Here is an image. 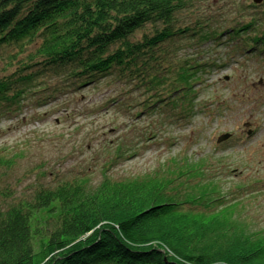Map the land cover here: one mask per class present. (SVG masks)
I'll return each instance as SVG.
<instances>
[{
  "label": "rangeland",
  "instance_id": "374dc122",
  "mask_svg": "<svg viewBox=\"0 0 264 264\" xmlns=\"http://www.w3.org/2000/svg\"><path fill=\"white\" fill-rule=\"evenodd\" d=\"M183 17L190 31L163 42L142 79L115 72L81 86L41 76L21 85L22 100L0 105V157L15 160L0 183L25 197L82 179L169 180L198 161L191 179L175 178L188 194L213 184L196 209L230 206L227 228L264 236V2L197 0ZM181 62L204 68L166 105L181 96L168 85ZM6 65L0 55V77L12 72ZM151 76L162 84L154 89Z\"/></svg>",
  "mask_w": 264,
  "mask_h": 264
},
{
  "label": "trees",
  "instance_id": "16d2710c",
  "mask_svg": "<svg viewBox=\"0 0 264 264\" xmlns=\"http://www.w3.org/2000/svg\"><path fill=\"white\" fill-rule=\"evenodd\" d=\"M196 1L0 0V55L13 68L0 77V105L22 100L21 85L37 76L78 86L115 72L142 79L154 51L190 31L179 26ZM203 68L181 62L168 84L181 96L166 105L186 97ZM162 81L148 83L155 89ZM188 103L181 113L191 111ZM14 164L0 157V177ZM196 164L175 178L191 179ZM175 178L66 181L25 197L0 183V264H264V236L227 228L222 210L230 206L196 209L216 193L213 184L188 194Z\"/></svg>",
  "mask_w": 264,
  "mask_h": 264
},
{
  "label": "water",
  "instance_id": "95a60500",
  "mask_svg": "<svg viewBox=\"0 0 264 264\" xmlns=\"http://www.w3.org/2000/svg\"><path fill=\"white\" fill-rule=\"evenodd\" d=\"M253 2L256 3V4H261V3L264 2V0H253ZM249 133H250V132H249ZM229 137H230L229 134H225V135H223V136L220 138V141L228 140Z\"/></svg>",
  "mask_w": 264,
  "mask_h": 264
},
{
  "label": "flooded vegetation",
  "instance_id": "af4514ba",
  "mask_svg": "<svg viewBox=\"0 0 264 264\" xmlns=\"http://www.w3.org/2000/svg\"><path fill=\"white\" fill-rule=\"evenodd\" d=\"M248 134V133H247Z\"/></svg>",
  "mask_w": 264,
  "mask_h": 264
}]
</instances>
